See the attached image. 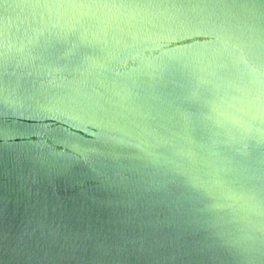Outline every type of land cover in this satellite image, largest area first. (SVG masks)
<instances>
[{
	"label": "water",
	"instance_id": "obj_1",
	"mask_svg": "<svg viewBox=\"0 0 264 264\" xmlns=\"http://www.w3.org/2000/svg\"><path fill=\"white\" fill-rule=\"evenodd\" d=\"M0 264H264V0H0Z\"/></svg>",
	"mask_w": 264,
	"mask_h": 264
}]
</instances>
